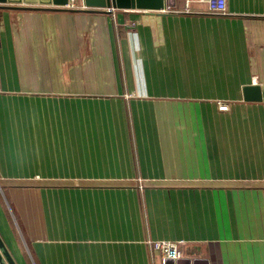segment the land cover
<instances>
[{
	"label": "crops",
	"instance_id": "1",
	"mask_svg": "<svg viewBox=\"0 0 264 264\" xmlns=\"http://www.w3.org/2000/svg\"><path fill=\"white\" fill-rule=\"evenodd\" d=\"M4 4L0 236L15 263L264 264V100L244 96L264 84V0Z\"/></svg>",
	"mask_w": 264,
	"mask_h": 264
},
{
	"label": "water",
	"instance_id": "2",
	"mask_svg": "<svg viewBox=\"0 0 264 264\" xmlns=\"http://www.w3.org/2000/svg\"><path fill=\"white\" fill-rule=\"evenodd\" d=\"M25 3V4H41V5H52L55 9H70L65 7L68 0H0L2 3L0 6H6L4 3ZM174 5L175 0H84V6L78 7L75 10H98L105 7L115 8H138L144 10L161 9L166 4ZM96 8V9H93ZM104 11V10H103ZM244 96L247 100H264V84L261 85H247L244 88ZM6 260V263L4 262ZM0 262L2 264H16L12 258L10 252L5 246L0 236Z\"/></svg>",
	"mask_w": 264,
	"mask_h": 264
},
{
	"label": "built area",
	"instance_id": "3",
	"mask_svg": "<svg viewBox=\"0 0 264 264\" xmlns=\"http://www.w3.org/2000/svg\"><path fill=\"white\" fill-rule=\"evenodd\" d=\"M209 6V12L214 14H225L227 12V1L228 0H206ZM84 6V0H68L65 7L67 8H78ZM109 13L115 15V7H105ZM139 19L134 18L126 21V26L129 28L137 26ZM1 90V84H0ZM227 105L223 104L222 108H226ZM154 246L156 250H159L163 256L167 259H178L180 252L178 244L175 241L168 239H157L154 240Z\"/></svg>",
	"mask_w": 264,
	"mask_h": 264
}]
</instances>
